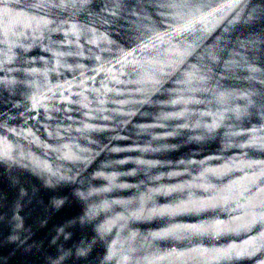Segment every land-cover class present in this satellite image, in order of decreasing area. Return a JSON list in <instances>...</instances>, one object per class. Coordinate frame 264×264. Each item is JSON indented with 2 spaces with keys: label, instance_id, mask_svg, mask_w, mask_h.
<instances>
[{
  "label": "water",
  "instance_id": "1",
  "mask_svg": "<svg viewBox=\"0 0 264 264\" xmlns=\"http://www.w3.org/2000/svg\"><path fill=\"white\" fill-rule=\"evenodd\" d=\"M104 2L123 11L136 0ZM169 3L174 19L123 46L96 76L103 118L71 139L49 136L43 108L37 116L0 100V264H264V0ZM41 5L0 0L6 68L51 19ZM15 87L0 83V97ZM44 87L35 82L34 104ZM217 134L219 145L189 150ZM85 183L87 207L74 194ZM148 201L157 202L152 215L176 223L149 229ZM89 211L115 214L101 221L107 243L85 248ZM146 230L150 241L139 239Z\"/></svg>",
  "mask_w": 264,
  "mask_h": 264
},
{
  "label": "clouds",
  "instance_id": "2",
  "mask_svg": "<svg viewBox=\"0 0 264 264\" xmlns=\"http://www.w3.org/2000/svg\"><path fill=\"white\" fill-rule=\"evenodd\" d=\"M101 3L102 7L97 0H42L41 6L51 17L46 27L29 37L15 67L6 68L5 61L0 58V71L6 74L0 77V83L14 82L16 85L14 89H9L8 97H0V100L11 104L13 108H23L24 113L36 111L37 116L43 108V126L49 136L57 141L71 139L72 134L83 128L93 116L97 119L103 118L102 113L97 111L104 97L97 96L96 76L111 58L123 46L138 44L153 30L154 25L174 19L171 11L173 5L169 0H136L134 7L123 11L118 3L114 7H109L104 0ZM38 80L45 84L39 90L44 100L34 104V84ZM99 83V91H102L105 81L101 80ZM14 97H22V100ZM107 103L118 104V100L112 97ZM261 107H264V98ZM77 112L82 119L75 118L74 113ZM28 119L35 118L25 115V122ZM36 122L40 123L39 120ZM6 127V122L0 124V128ZM221 139L222 136L217 134L203 143L190 144L188 147L190 151L203 152L213 144L219 145ZM239 146V142L232 145ZM148 182L146 177L145 184L140 185V191L146 190ZM79 187L85 191L74 190V194L85 197V207L91 205L94 200L87 198L88 184ZM156 205L157 202L148 201L142 206L141 218L149 225V229L152 224L157 228H166L176 223L175 218L152 215L150 210ZM129 207L133 210L141 208L139 200L130 202ZM114 214L115 211L102 214L87 212L81 221V227L91 228L93 235L82 236V246L91 248L95 244L107 243L108 233L101 226V221ZM129 218L133 219L135 216ZM119 226L117 224L118 228ZM139 239L150 241V231L146 230ZM119 264L130 262L125 257L119 259Z\"/></svg>",
  "mask_w": 264,
  "mask_h": 264
}]
</instances>
